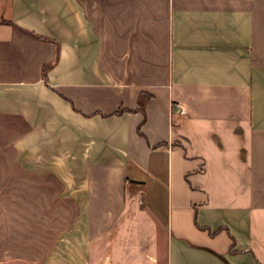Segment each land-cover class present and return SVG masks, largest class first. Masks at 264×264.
<instances>
[{
    "label": "crops",
    "instance_id": "0c3cea01",
    "mask_svg": "<svg viewBox=\"0 0 264 264\" xmlns=\"http://www.w3.org/2000/svg\"><path fill=\"white\" fill-rule=\"evenodd\" d=\"M122 232L264 264V0H0V239Z\"/></svg>",
    "mask_w": 264,
    "mask_h": 264
},
{
    "label": "rangeland",
    "instance_id": "374dc122",
    "mask_svg": "<svg viewBox=\"0 0 264 264\" xmlns=\"http://www.w3.org/2000/svg\"><path fill=\"white\" fill-rule=\"evenodd\" d=\"M123 232L117 239H97L98 259L94 264H165L163 239H124ZM110 235L115 238L116 231ZM28 240L0 239V264H59V250L53 256L51 252L56 239L52 245L44 239L37 243Z\"/></svg>",
    "mask_w": 264,
    "mask_h": 264
},
{
    "label": "built area",
    "instance_id": "2783aa9c",
    "mask_svg": "<svg viewBox=\"0 0 264 264\" xmlns=\"http://www.w3.org/2000/svg\"><path fill=\"white\" fill-rule=\"evenodd\" d=\"M176 106V107H175ZM174 109H176L177 113L179 114H183L184 113V109L178 105H175Z\"/></svg>",
    "mask_w": 264,
    "mask_h": 264
}]
</instances>
